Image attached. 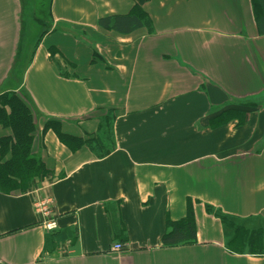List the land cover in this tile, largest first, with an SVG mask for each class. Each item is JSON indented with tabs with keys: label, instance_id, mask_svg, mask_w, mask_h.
Masks as SVG:
<instances>
[{
	"label": "crops",
	"instance_id": "0c3cea01",
	"mask_svg": "<svg viewBox=\"0 0 264 264\" xmlns=\"http://www.w3.org/2000/svg\"><path fill=\"white\" fill-rule=\"evenodd\" d=\"M30 5L0 0V95L37 113L32 152L48 175L25 194L0 191V264H264V254L229 250L217 217L264 223L255 0H50L37 38ZM135 7L150 32L99 26ZM47 120L84 140L107 120L113 149L72 152L43 132ZM38 199L51 201L52 232ZM189 209L195 243L163 247L166 222Z\"/></svg>",
	"mask_w": 264,
	"mask_h": 264
},
{
	"label": "trees",
	"instance_id": "16d2710c",
	"mask_svg": "<svg viewBox=\"0 0 264 264\" xmlns=\"http://www.w3.org/2000/svg\"><path fill=\"white\" fill-rule=\"evenodd\" d=\"M256 22L261 34H264V0H255ZM101 28L112 30L121 35L146 27L151 31L150 21L135 7L125 17H115L99 21ZM37 113L27 105L25 99L14 92L0 95V126L11 131V135L0 138V191L5 194L14 192L25 194L36 179L46 178L48 172L43 162L32 152L37 128ZM92 138L86 140L65 135L58 121L47 120L43 132L52 131L59 142L74 152L87 147L97 159L104 158L113 149L109 122ZM100 125V128L103 127ZM209 211V208L207 209ZM225 230H231L227 243L229 250L240 254H264V228L247 230L244 225L230 217L217 214ZM196 241L194 220L190 209L186 218L178 223L166 222V230L161 238L163 247L192 245Z\"/></svg>",
	"mask_w": 264,
	"mask_h": 264
},
{
	"label": "rangeland",
	"instance_id": "374dc122",
	"mask_svg": "<svg viewBox=\"0 0 264 264\" xmlns=\"http://www.w3.org/2000/svg\"><path fill=\"white\" fill-rule=\"evenodd\" d=\"M27 1L28 0H25V4L27 5ZM30 3L32 5H30V15L33 17V20L31 19V22H30V27L27 26L28 28L27 29H31V34H32V38H37L39 36V34L44 30V27L42 25V22L43 21H46V19H48V10H49V3H50V0H29ZM24 4V3H23ZM46 29V27H45ZM26 31V30H25ZM27 32V31H26ZM250 105H246L242 108H249ZM241 108V107H239ZM45 183V177L44 178H38L36 180H34V182L31 184V190L32 191L33 189L35 188H39L41 187L43 184ZM241 224V223H239ZM244 226H247V224H242ZM249 226H247V230L251 231L250 229H254V228H257V227H263L264 228V223L262 224H254L252 223L250 228H248ZM231 234V230H227V234ZM229 234V235H230Z\"/></svg>",
	"mask_w": 264,
	"mask_h": 264
},
{
	"label": "built area",
	"instance_id": "2783aa9c",
	"mask_svg": "<svg viewBox=\"0 0 264 264\" xmlns=\"http://www.w3.org/2000/svg\"><path fill=\"white\" fill-rule=\"evenodd\" d=\"M50 205L51 201L49 199H38L33 203L34 210L41 219V225L47 232H52L56 229V222L50 218ZM122 248L120 244L113 246L114 251H121Z\"/></svg>",
	"mask_w": 264,
	"mask_h": 264
}]
</instances>
